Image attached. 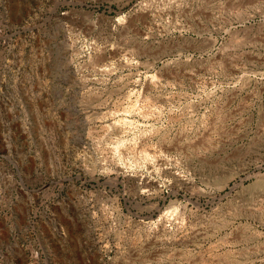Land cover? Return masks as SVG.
Wrapping results in <instances>:
<instances>
[{"label": "rangeland", "instance_id": "374dc122", "mask_svg": "<svg viewBox=\"0 0 264 264\" xmlns=\"http://www.w3.org/2000/svg\"><path fill=\"white\" fill-rule=\"evenodd\" d=\"M0 264H264V0H0Z\"/></svg>", "mask_w": 264, "mask_h": 264}, {"label": "bare ground", "instance_id": "6f19581e", "mask_svg": "<svg viewBox=\"0 0 264 264\" xmlns=\"http://www.w3.org/2000/svg\"><path fill=\"white\" fill-rule=\"evenodd\" d=\"M126 120V119H125ZM124 121V120H123ZM111 123V122H110Z\"/></svg>", "mask_w": 264, "mask_h": 264}]
</instances>
